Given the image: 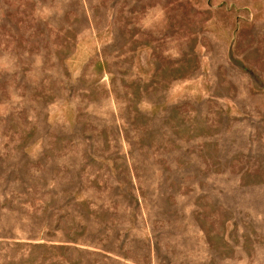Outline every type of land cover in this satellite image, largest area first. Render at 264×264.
<instances>
[{
	"label": "rangeland",
	"instance_id": "obj_1",
	"mask_svg": "<svg viewBox=\"0 0 264 264\" xmlns=\"http://www.w3.org/2000/svg\"><path fill=\"white\" fill-rule=\"evenodd\" d=\"M0 264H264V0H0Z\"/></svg>",
	"mask_w": 264,
	"mask_h": 264
}]
</instances>
